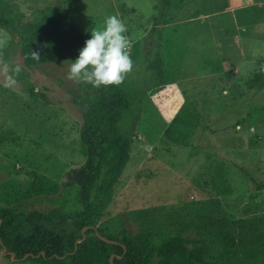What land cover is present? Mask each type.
Masks as SVG:
<instances>
[{
  "label": "rangeland",
  "instance_id": "1",
  "mask_svg": "<svg viewBox=\"0 0 264 264\" xmlns=\"http://www.w3.org/2000/svg\"><path fill=\"white\" fill-rule=\"evenodd\" d=\"M4 1L28 18L40 6L60 3L89 37L110 15L127 26L128 78L147 92L129 133V162L97 225L119 238L181 234L191 245L206 244V258L215 264H264V84L248 85L264 65L251 72H238L235 64L223 69L195 51L207 28L219 40L238 36L230 11L241 0H170L171 6L165 0ZM248 10L264 19V5ZM165 19L172 22L164 25ZM153 27L160 31L152 33ZM177 35L180 43V35L189 38L191 54L181 45L174 51ZM170 36L174 42L164 44ZM158 48L164 71L152 80L148 63ZM70 64L27 65L18 36L0 26V206L48 214L74 203L86 160L80 130L94 89L68 79ZM186 99L197 104L199 128L187 145L164 142ZM130 127V118L121 123L124 134ZM0 264L42 263L0 252Z\"/></svg>",
  "mask_w": 264,
  "mask_h": 264
},
{
  "label": "trees",
  "instance_id": "2",
  "mask_svg": "<svg viewBox=\"0 0 264 264\" xmlns=\"http://www.w3.org/2000/svg\"><path fill=\"white\" fill-rule=\"evenodd\" d=\"M165 3L171 6L170 0ZM171 22L165 19L163 24ZM0 26L18 36L29 66L73 63L90 38L60 3L40 6L28 18L24 13H15L14 5L0 0ZM151 31L160 29L153 27ZM34 52L39 53L38 58ZM148 69L152 80L164 71L159 48L149 60ZM256 75L248 85L261 88L264 81L257 83V79L263 80L264 72ZM93 89L80 130L86 160L77 172L74 203L66 202L61 209L48 214L0 206V252L6 247L19 260L28 255L29 260L42 264H215L206 258V244L191 245L181 234L125 232L119 238L106 234L97 225L111 204L114 186L129 162L133 143L129 133L136 127V115L147 87H137L126 74L119 85ZM200 116L197 104L186 99L164 130L162 140L187 145L200 126ZM127 118L131 119V127L124 134L121 123ZM98 233L115 242L103 240Z\"/></svg>",
  "mask_w": 264,
  "mask_h": 264
},
{
  "label": "clouds",
  "instance_id": "3",
  "mask_svg": "<svg viewBox=\"0 0 264 264\" xmlns=\"http://www.w3.org/2000/svg\"><path fill=\"white\" fill-rule=\"evenodd\" d=\"M127 26L115 15L107 16L101 29H91V36L72 60L68 79L90 84L94 88L119 85L131 71L130 41ZM33 55L38 58L39 53ZM16 72L20 71L17 67Z\"/></svg>",
  "mask_w": 264,
  "mask_h": 264
},
{
  "label": "crops",
  "instance_id": "4",
  "mask_svg": "<svg viewBox=\"0 0 264 264\" xmlns=\"http://www.w3.org/2000/svg\"><path fill=\"white\" fill-rule=\"evenodd\" d=\"M263 5L264 0H241V3L237 7L232 8L230 11L233 19V30L239 32L238 36H234L226 40H219L216 38V35L210 30L208 31V28L206 27L207 32L201 37L203 38L200 43L201 45L195 49L197 54L201 53L202 55H205V57H210L211 59L209 62L219 61V64L223 69H227L228 65L235 64L236 71L238 72H242L244 70H249L251 72L255 69L263 67L264 19L257 17L258 15L254 17V15L250 12L251 10L247 13L240 12L238 16H235L234 14V12L238 10L251 9L252 6L261 7ZM209 19L212 21L211 17ZM247 28L251 29L252 34L248 37H242L240 35V31H246ZM172 36H170L169 39L165 37L164 44L168 43V41H173ZM180 37L181 43L178 40V35L174 37V39L178 41V43L174 45V51L177 49L178 45H181L183 47L182 51L185 55L191 54L193 51L192 48L186 47L188 43H185V39L189 38H184L183 35H180ZM206 39H209V41H206ZM164 53H166V50H164ZM219 64L216 63V65H218L216 68L219 67Z\"/></svg>",
  "mask_w": 264,
  "mask_h": 264
},
{
  "label": "water",
  "instance_id": "5",
  "mask_svg": "<svg viewBox=\"0 0 264 264\" xmlns=\"http://www.w3.org/2000/svg\"><path fill=\"white\" fill-rule=\"evenodd\" d=\"M98 235H99L103 240H105V241H107V242H115V241H112V240H110V239H108V238H106V237L101 236L99 233H98ZM2 252L6 253V254H10L14 259H17L13 253H8V252H7V248H6V247L4 248V250H3ZM27 257H28V255H27V256H24L23 259H26ZM17 260H19V259H17Z\"/></svg>",
  "mask_w": 264,
  "mask_h": 264
}]
</instances>
